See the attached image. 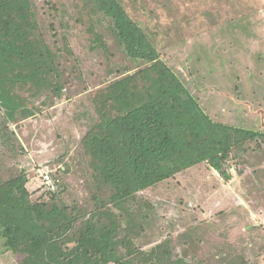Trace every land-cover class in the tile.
<instances>
[{
  "label": "rangeland",
  "instance_id": "obj_1",
  "mask_svg": "<svg viewBox=\"0 0 264 264\" xmlns=\"http://www.w3.org/2000/svg\"><path fill=\"white\" fill-rule=\"evenodd\" d=\"M116 1L204 115L262 134L240 155L232 153L229 182L199 164L137 194L130 209L142 232L135 244L149 250L165 242L189 264H264V0ZM32 2L46 41L60 48L67 42L71 50L61 61L67 82L59 94L23 95L32 114L17 124L8 121L15 139L0 144V181L23 170L31 191L40 184L36 172L48 168L60 180L59 201L88 208L94 195L108 200L112 192H96L81 144L96 117L95 99L124 69L133 74L144 66L114 45L109 21L91 0ZM96 37L106 51L95 49ZM21 259L0 240V264Z\"/></svg>",
  "mask_w": 264,
  "mask_h": 264
},
{
  "label": "trees",
  "instance_id": "obj_2",
  "mask_svg": "<svg viewBox=\"0 0 264 264\" xmlns=\"http://www.w3.org/2000/svg\"><path fill=\"white\" fill-rule=\"evenodd\" d=\"M91 1L109 21L114 45L144 66L133 74L124 69L98 92L96 117L82 138L96 192H112L108 200L94 195L91 207L68 208L58 199L62 186L52 170L54 192L39 185L29 191L30 178L21 170L0 181V240L22 257L20 264H189L165 242L149 250L135 244L142 226L131 202L199 164L229 182L232 153L240 155L262 134L212 122L124 8L116 0ZM55 43L44 38L32 0H0V113L7 120L0 122V144L15 139L8 121L32 114L25 93L59 94L67 82L61 61L71 50L67 42L62 48ZM95 46L107 49L99 37Z\"/></svg>",
  "mask_w": 264,
  "mask_h": 264
},
{
  "label": "built area",
  "instance_id": "obj_3",
  "mask_svg": "<svg viewBox=\"0 0 264 264\" xmlns=\"http://www.w3.org/2000/svg\"><path fill=\"white\" fill-rule=\"evenodd\" d=\"M37 174V180L40 183L39 185L51 192H54L57 189L58 180L52 178L48 168H44L42 170L37 171Z\"/></svg>",
  "mask_w": 264,
  "mask_h": 264
}]
</instances>
